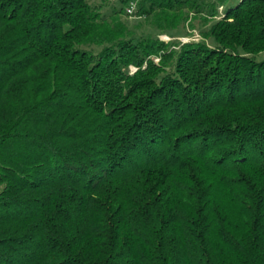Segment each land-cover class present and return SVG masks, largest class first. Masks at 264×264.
<instances>
[{"label":"trees","instance_id":"obj_1","mask_svg":"<svg viewBox=\"0 0 264 264\" xmlns=\"http://www.w3.org/2000/svg\"><path fill=\"white\" fill-rule=\"evenodd\" d=\"M130 1L0 0V264H264V0Z\"/></svg>","mask_w":264,"mask_h":264},{"label":"rangeland","instance_id":"obj_2","mask_svg":"<svg viewBox=\"0 0 264 264\" xmlns=\"http://www.w3.org/2000/svg\"><path fill=\"white\" fill-rule=\"evenodd\" d=\"M220 12L223 13L224 12V9L221 8L220 9ZM127 20L132 24V25H135V24H138V23H144L143 20L141 19H137L135 17H130V16H126ZM144 30L149 32V33H152L154 35H158V31L156 30H153L149 25H144ZM202 30H203V26L200 22H197L195 24V29H192V27L188 26L186 30L180 32V33H174V35H167V34H160V39L164 42H171V41H177V42H180L182 45L184 44H188V43H191V42H201V41H204V36L202 34ZM169 39V40H167ZM264 57V55H263ZM156 62L158 63L159 60L156 59ZM133 67H131L132 69ZM132 73H135L131 70Z\"/></svg>","mask_w":264,"mask_h":264},{"label":"built area","instance_id":"obj_3","mask_svg":"<svg viewBox=\"0 0 264 264\" xmlns=\"http://www.w3.org/2000/svg\"><path fill=\"white\" fill-rule=\"evenodd\" d=\"M140 2H141V0H131L129 2V4H128L127 8H126V13H127L128 16H130V17H134L135 16V13H136V11L138 9V6H139ZM167 40H169V39H167ZM157 60H159V59H157ZM131 70L133 72H136L138 69L133 67Z\"/></svg>","mask_w":264,"mask_h":264}]
</instances>
